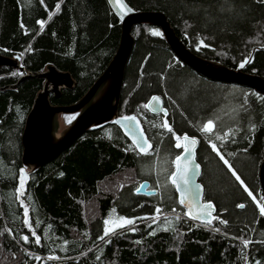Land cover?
I'll return each instance as SVG.
<instances>
[{"label":"trees","instance_id":"16d2710c","mask_svg":"<svg viewBox=\"0 0 264 264\" xmlns=\"http://www.w3.org/2000/svg\"><path fill=\"white\" fill-rule=\"evenodd\" d=\"M124 1L134 11L163 13L177 37L204 60L238 70L250 56L246 72L264 79V3ZM58 3L60 10L56 12ZM51 13L55 14L50 18ZM38 21H44L43 27ZM153 29L161 32L152 25L133 30L135 42L119 106L120 117L136 116L140 121L152 145L150 154L134 150L122 128L112 122L87 131L46 165L27 167L23 164L22 136L27 117L46 84V80L27 73H45L55 67L70 74L74 87L61 89L59 97L52 94L50 101L54 106L77 104L116 55L122 23L108 0H0V53L18 60L26 69H0V264H37L30 254L61 257L42 259L40 264H264V216L198 130L208 119L214 120L222 133L239 129L235 143L231 139L223 146L216 143L264 204L260 184L264 96L249 87L201 75L176 57L162 32L152 35ZM201 40L207 46L200 45ZM155 95L163 98L167 121L176 134L187 133L199 140L197 161L202 167L204 201L215 205V217L226 220V225L215 219L211 226L199 225L184 215L187 210L168 180L176 169L175 157L184 150L174 148L171 134L153 126L163 122V115L140 107ZM20 169L28 174L26 197L31 200L26 203L33 226L40 221L36 231L42 237L41 245L32 242L34 238L22 223L23 208L14 196ZM144 182L157 194H138L136 188ZM241 203L245 208L237 207ZM157 206L173 221L171 226L164 224L162 216L161 223L152 228L146 227L149 221H137V231L128 226L118 230L122 234L97 239L103 234V221L110 216L113 220L116 216H152ZM164 227L169 230L164 231ZM216 227L219 232L214 231ZM153 230L156 234L149 235ZM45 232L49 239H44ZM23 235L29 236V243L20 239ZM238 238L252 243L244 248ZM65 240L69 242L67 251H61L57 245Z\"/></svg>","mask_w":264,"mask_h":264},{"label":"water","instance_id":"95a60500","mask_svg":"<svg viewBox=\"0 0 264 264\" xmlns=\"http://www.w3.org/2000/svg\"><path fill=\"white\" fill-rule=\"evenodd\" d=\"M108 2L122 23L120 46L109 67L81 101L75 105L64 107L54 106L51 104L50 96L52 94L59 97L61 89L74 87V81L72 80L70 74L61 72L55 67H49L48 72L45 73H27V76L41 78L47 80V82L44 90L37 96L34 107L26 120V126L22 136L24 166L39 168L46 165L67 151L73 143L87 131L93 128L102 127L112 122L116 123V121L121 120L122 117L119 116L120 95L124 83L126 68L134 47L135 40L132 33L136 26L152 25L160 28L176 57L182 63L190 66L206 78L218 82L246 86L264 96V79L262 77L246 72L245 68L231 70L200 58L191 52L177 37L163 13L134 11L125 3L124 0H120L124 9L127 11V13H125L119 8L116 0H108ZM121 16H123V18H121ZM6 66L26 72V69L22 67L17 60L0 53V69ZM107 82H110L111 84L107 95L98 104L91 105L94 98ZM47 83L51 86L50 90H47ZM160 98L163 101V108H166L163 98ZM148 111L153 115H157L150 110ZM77 113H80V115L66 130L68 131L66 136H64L60 142H55L54 126L56 124L57 117L61 114L71 115ZM160 115H163V113ZM126 124V121H121L118 125L133 143L134 137L129 133L127 127L125 126ZM140 132H143V135L146 137L143 127L139 121L137 137ZM197 148L198 145L194 146V162L199 164L197 161ZM181 163H184V161L182 160ZM189 167L192 168L193 165L189 164ZM201 174L202 167L200 165L196 174L191 176L193 181L191 187L200 189V202L207 203L204 201L205 189L203 184L200 182ZM144 183H146L147 187L142 189L138 194L145 196H153L157 194V190L150 189L149 182ZM260 184L264 195V161L260 168ZM177 193L180 201L181 192L177 191ZM182 206L188 211L185 205ZM193 211L195 212L196 210L193 209ZM212 215L215 217L216 207ZM190 220L195 224L205 225L200 221Z\"/></svg>","mask_w":264,"mask_h":264},{"label":"snow or ice","instance_id":"6c2138e0","mask_svg":"<svg viewBox=\"0 0 264 264\" xmlns=\"http://www.w3.org/2000/svg\"><path fill=\"white\" fill-rule=\"evenodd\" d=\"M43 2V0H41ZM62 2V0H61ZM120 0H117V3H119ZM258 3H264V0H257ZM56 12L60 10L59 3L55 6ZM55 13L50 14L54 15ZM123 18V16H121ZM38 23L41 24V27L44 25V21H38ZM21 27L24 26L21 24ZM152 35L154 36H160L162 33L159 30L153 29ZM200 45H204L203 40L200 41ZM20 57H17L19 59ZM251 62V57L249 56L245 60H243L239 67L244 68L246 64ZM14 75L16 73H13ZM22 75V73H20ZM261 99H264V97H261ZM245 104L247 101L245 100ZM163 101L159 96H152L149 100V102L141 105L140 107L145 110H150L153 113L160 115L163 113V122L161 124H154V127H158L166 131L167 133L171 134V137L174 141V148H183V154L177 155L173 161L175 164L176 170L171 173V175L168 177V180L171 182L172 185L176 186L177 191L181 192V199L179 203L181 205H185L188 209L184 213V215L192 220L200 221L201 223L211 226L213 219L219 221L220 224L226 225V220H221L218 216L213 217L212 213L215 210V206L211 202L207 203H201L200 202V189L191 187L193 184V181L191 179V176H194L196 172L199 170L200 165L196 164L194 162V146L198 145L199 140L195 137H189L187 133H184L182 136L176 134L173 127L168 123L167 117H168V110L166 108H163ZM243 106V105H242ZM75 117H68V122L71 123V120ZM121 121H126L127 124L125 125L129 131L130 134L133 135L134 140V150H137L139 153H143L145 155L150 154L152 150V145L149 143L147 137L143 135V132H140L137 137V128L139 127V121L137 120L136 116H123L121 120L116 121V123H121ZM198 130L205 134V138L208 140L209 146L213 152L216 153V155L219 157V159L223 162V164L227 167V169L231 172L232 176L235 177L236 181L240 183V185L244 188V191L247 192L248 196L251 197V199L256 203V205L259 208V214L261 216H264V204L261 203L260 200H257L256 196L253 195L252 191H250L247 187V185L244 184V181L241 179V177L237 174L236 170L232 167V164L229 162L228 159L225 158V154H223L220 150V148L217 146L216 141L221 142V146H223V143L231 139L233 143H235V136L237 131L239 129H233L229 128L227 131H224L223 133L218 130L216 123L212 119H208L203 124H201L198 128ZM254 130V129H253ZM247 151V149H245ZM229 156L233 155V153H228ZM184 161V163H181V161ZM189 164H192L193 167L190 168ZM191 174V175H190ZM28 174L24 169L19 170V184L16 188V191L14 193L15 199L19 202V205L23 208V225L28 228L29 232L31 233V236L34 238L32 241L36 245H41V235L37 234L36 228L39 227L40 221L35 222V227L33 226V223L29 216V207L26 203V200H31L30 196L26 197V181H27ZM146 183H142L139 185L138 188H136V192L140 193L142 189L146 188ZM261 199H264L262 197ZM245 204L241 203L238 204L237 207L240 209L245 208ZM193 209L196 211L194 212ZM173 212H175V209H172ZM116 210L113 209L112 213L115 214ZM163 216V222L164 224L171 226L173 224V221L169 219L167 216L163 215V210L157 206L155 207L154 214L152 216H144V217H134V218H126L124 216H116L115 220H113V217L110 216L108 219H105L103 221L104 228H103V234L98 236L97 239L100 241H104L106 237H110L111 235H118L122 234L118 230H123L128 228V226H133L131 228V231H137V221H149L147 223L146 227L152 228L153 224H160L161 218ZM180 219V216H176V221L178 222ZM50 227V226H49ZM164 231H168L169 227H164ZM9 234H11V229H7ZM214 231L219 232L220 228L216 227L214 228ZM156 232L153 230L149 233V235H155ZM87 235V234H86ZM47 232L44 233V239H49ZM21 240L25 244L29 243V236L23 235L20 237ZM59 239V238H57ZM241 240V244L244 248H246L252 241L250 239H243L238 238ZM107 243H110L111 240H107ZM68 241H63L62 244L57 245V247L60 248L61 251H67L66 245L68 244ZM137 243H140V241H137ZM91 250V249H90ZM54 251V249L52 250ZM32 255V258L37 261V264H40V261L42 259L46 260H59L61 257L55 256V255H48L46 258H42L38 255L30 254ZM97 259H100L99 256L96 257ZM259 264V262H257Z\"/></svg>","mask_w":264,"mask_h":264},{"label":"bare ground","instance_id":"6f19581e","mask_svg":"<svg viewBox=\"0 0 264 264\" xmlns=\"http://www.w3.org/2000/svg\"><path fill=\"white\" fill-rule=\"evenodd\" d=\"M116 2H117V0H116ZM117 5L119 6V8L123 11V12H125V13H127V11L124 9V7H123V5L121 4V2H119V3H117ZM110 82H107L104 86H103V88L99 91V93L97 94V96L94 98V100H93V102L91 103V105H96V104H98L106 95H107V92H108V90H109V88H110ZM51 89V86H50V84L49 83H47V90H50ZM74 116V115H73ZM68 131H65V132H63V133H60V134H57V133H55L54 134V141L55 142H60L63 138H64V136H66V133H67Z\"/></svg>","mask_w":264,"mask_h":264},{"label":"rangeland","instance_id":"374dc122","mask_svg":"<svg viewBox=\"0 0 264 264\" xmlns=\"http://www.w3.org/2000/svg\"><path fill=\"white\" fill-rule=\"evenodd\" d=\"M46 82H47V80H46ZM79 115H80V113L71 114V116L75 117L74 120L71 121L72 124L77 119V117ZM71 116H69V114H61V115H59V117H57V121H56V124L54 126V133L60 134V133L65 132L72 125L71 123L68 122V119H67L68 117H71Z\"/></svg>","mask_w":264,"mask_h":264}]
</instances>
